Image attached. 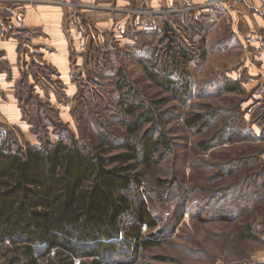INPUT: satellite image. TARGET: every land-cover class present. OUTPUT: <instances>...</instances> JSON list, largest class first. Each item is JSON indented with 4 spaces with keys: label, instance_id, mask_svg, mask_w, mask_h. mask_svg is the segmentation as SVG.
Masks as SVG:
<instances>
[{
    "label": "rangeland",
    "instance_id": "rangeland-1",
    "mask_svg": "<svg viewBox=\"0 0 264 264\" xmlns=\"http://www.w3.org/2000/svg\"><path fill=\"white\" fill-rule=\"evenodd\" d=\"M115 1L58 0L56 30L42 22L52 15L27 30L0 11V144L101 141L114 155L160 136L166 147L137 169L140 199L161 219L141 237L156 243L111 262L264 264V29L243 30L264 21V0ZM24 3L49 5L0 0ZM147 110L152 121L130 133ZM7 252L0 247V263Z\"/></svg>",
    "mask_w": 264,
    "mask_h": 264
},
{
    "label": "trees",
    "instance_id": "trees-1",
    "mask_svg": "<svg viewBox=\"0 0 264 264\" xmlns=\"http://www.w3.org/2000/svg\"><path fill=\"white\" fill-rule=\"evenodd\" d=\"M146 73L155 83L174 88L166 75ZM133 112L132 104L124 107L125 114ZM139 121L151 122L150 111L128 125L130 133L140 129ZM198 121L195 116L186 125ZM78 144L63 138L40 140L39 146L1 142L0 247L10 255L0 264H113L112 257H127L129 250L156 243L153 235L141 237L142 226L154 230L161 219L151 216L140 199L139 189L147 191L137 169L138 162L152 165L167 141L143 139L114 155L101 141ZM199 146L204 152L209 148ZM130 218L135 225H126Z\"/></svg>",
    "mask_w": 264,
    "mask_h": 264
},
{
    "label": "crops",
    "instance_id": "crops-1",
    "mask_svg": "<svg viewBox=\"0 0 264 264\" xmlns=\"http://www.w3.org/2000/svg\"><path fill=\"white\" fill-rule=\"evenodd\" d=\"M30 1H35V0H30ZM48 1L49 4L48 6H33V4H27L24 3L23 5H14L11 4L10 6H7V4H0V11L1 13H5L6 15H11L12 19H11V23L13 25H19L24 23V27L27 30H31V29H35V26L38 25V22L40 23L39 20V15H43V13L48 14V15H52L54 18L51 21H47L43 23H45L46 25H48V28L50 27V29L52 30H56L55 29V23H56V17L59 14H62V7H58L56 6V1L58 0H46ZM63 2H68L71 0H62ZM73 1H78L81 4L83 3H87L89 1H100V0H73ZM86 1V2H85ZM104 2H106L107 4H112L115 0H103ZM127 0H116L115 4H125ZM118 6V5H117ZM21 13H24L25 15H28L27 17H25L24 19H19L21 18L22 15ZM36 16V17H35ZM17 17V18H14ZM39 28L41 25H38ZM27 27V28H26ZM250 28V29H249ZM261 29H264V21L260 20V19H251L249 25L243 28L244 31H259ZM1 30V29H0ZM14 30V27H12V31ZM15 31V30H14ZM13 31V33H15ZM23 32H26V30H21ZM5 38V37H3ZM6 39V38H5Z\"/></svg>",
    "mask_w": 264,
    "mask_h": 264
}]
</instances>
